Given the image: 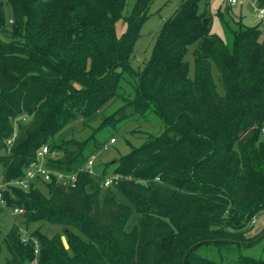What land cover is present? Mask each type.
Listing matches in <instances>:
<instances>
[{"label":"trees","instance_id":"1","mask_svg":"<svg viewBox=\"0 0 264 264\" xmlns=\"http://www.w3.org/2000/svg\"><path fill=\"white\" fill-rule=\"evenodd\" d=\"M199 1H179L135 74L130 60L151 0H137L127 17L126 0H5L10 19L0 0V36L21 39H0V152L8 149L5 161L0 154V185L21 179L42 147L49 169L77 173L73 185L37 181L47 195L34 182L27 190L2 187L4 208L23 210L26 227L65 228V243L40 231L23 236L18 222L0 231V254L4 248L10 256L3 264H264L243 254L254 244L245 241L248 224L264 210V31L242 21L234 30L222 20L231 32L227 44L210 32ZM119 20L127 24L120 38ZM191 45L197 49L189 77L184 57ZM128 75L135 80L131 116L153 112L164 126L102 169L103 180L120 177L114 185L131 206L109 188L100 199L96 175L84 170L106 139L53 143L65 126L118 96ZM22 115L29 120L14 129ZM129 116L122 111L104 122L114 126ZM131 207L137 223L127 231Z\"/></svg>","mask_w":264,"mask_h":264},{"label":"rangeland","instance_id":"2","mask_svg":"<svg viewBox=\"0 0 264 264\" xmlns=\"http://www.w3.org/2000/svg\"><path fill=\"white\" fill-rule=\"evenodd\" d=\"M5 5L6 17L10 19L11 9L10 6L1 0ZM180 0H151L150 6L147 11V16L140 29V37L137 39L134 45V52L130 60V66L135 74L139 73L144 67L145 63L149 59L152 45L157 37V33L164 22L178 7ZM137 0H126V5L123 10V17L129 16L133 8L135 7ZM258 5L257 0H240L237 6H231L226 0H200L198 12L211 18L210 32L217 34L225 43L229 44L231 32L227 29L224 31L222 20L228 24L231 29H236L239 22H243L249 26L259 25L264 31V19L256 16V7ZM11 22H6V27H10ZM115 33L120 38L127 30V24L123 20H119L115 23ZM3 42H17L21 39L9 38L8 34L5 37L0 36ZM196 45L188 47V52L184 57V60L189 64V77H192L194 64L193 56L196 51ZM212 78L214 79L216 90L218 93L223 94V88L221 80L219 78V72L216 66L212 65L211 70ZM128 83L123 82L121 84L118 96L112 98L99 112L92 115L88 119L78 118L72 123L65 126L59 133V135L53 140V143H61L70 140L78 142H85L92 135L100 137L99 139H106L103 143L102 149L96 151L92 158L93 165L92 171L96 175V181L101 187L100 199L103 197L104 192L109 188L115 196V199L122 204L130 205L125 196L116 188L115 185L110 187L103 186V178L101 175L102 169L107 164H115V161H120L122 156L130 153L133 148L139 147L148 136H159L164 131V126L161 124V120L153 112H143L140 115L130 114L131 106L130 102L133 100L134 93L132 87L135 85V80L131 75L126 76ZM144 105L140 106V109ZM124 111L128 118L121 121L114 122L115 125H109L104 122L105 117L117 118V115ZM29 117L22 115L14 120V129H16L19 122H26ZM103 122V123H102ZM16 130L14 131L15 137ZM114 138L115 143H110V139ZM264 141V135L260 137ZM13 139V137H11ZM108 139V140H107ZM4 161L8 157V149L0 152ZM3 160L0 161V183L4 180L5 166H2ZM7 167V166H6ZM112 168L106 167V173H112ZM35 186L42 193L47 195L45 185L41 182H35ZM131 206V205H130ZM133 213L126 224V230L129 231L137 223V214L133 207H131ZM23 214H15L13 210L0 206V231L5 235L10 227L18 222L21 226L23 236H29L34 231H40L42 234L51 237L53 235H59L62 241L65 243V228L58 224H50L47 222H37L26 225L23 224ZM249 232L246 233L245 241L253 240L254 244L243 250L244 255L253 256L255 258L264 259V210L257 212L255 217L249 222ZM76 232L73 229H70ZM259 237V238H258ZM262 238L260 241H258ZM258 239V240H254ZM10 256L3 248L0 254V264L5 263L6 259ZM35 259L30 264H36Z\"/></svg>","mask_w":264,"mask_h":264},{"label":"built area","instance_id":"3","mask_svg":"<svg viewBox=\"0 0 264 264\" xmlns=\"http://www.w3.org/2000/svg\"><path fill=\"white\" fill-rule=\"evenodd\" d=\"M231 6H236L239 4L240 0H226ZM249 1V0H248ZM256 16L264 19V5H257L256 7ZM264 131V130H263ZM13 139H10L7 141V145H10L12 143ZM110 143H115V139H110ZM48 155L47 147H42L40 152L38 153L39 160L37 163L31 165L29 168H27L24 172V175L21 179L11 181L7 184L0 185V206L4 207V201L2 199V187H5L7 185L9 186H18L24 190H27L29 188L30 183L37 182V181H43V182H50L53 178H55L56 181L62 183L63 185H73L76 183L77 180V173L67 174V173H61L57 171H53L49 169L46 165V156ZM92 165L93 161L92 158H90L86 166L84 167V170L88 171V173L92 176H94V172L92 171ZM120 177L114 175L107 177L103 180V186L104 187H110L111 185H114ZM15 214H23L24 211L21 209H14L13 210Z\"/></svg>","mask_w":264,"mask_h":264},{"label":"crops","instance_id":"4","mask_svg":"<svg viewBox=\"0 0 264 264\" xmlns=\"http://www.w3.org/2000/svg\"><path fill=\"white\" fill-rule=\"evenodd\" d=\"M263 24H264V22H263Z\"/></svg>","mask_w":264,"mask_h":264}]
</instances>
